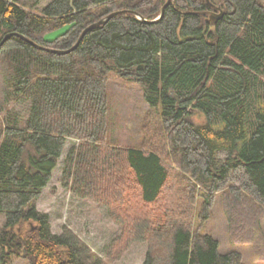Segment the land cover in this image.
I'll return each mask as SVG.
<instances>
[{"label":"trees","instance_id":"obj_1","mask_svg":"<svg viewBox=\"0 0 264 264\" xmlns=\"http://www.w3.org/2000/svg\"><path fill=\"white\" fill-rule=\"evenodd\" d=\"M43 1L0 0L7 97L25 106L0 112V264H107L69 226L53 232L36 205L68 138L79 142L65 185L106 202L125 243L147 241L144 264H246L203 225L225 189L230 208L243 192L264 208V0H172L156 22L118 13L64 54L51 49L112 12L153 20L167 0ZM113 73L142 87L143 130L164 139L167 160L152 145H108ZM259 240L249 239L264 261Z\"/></svg>","mask_w":264,"mask_h":264},{"label":"rangeland","instance_id":"obj_2","mask_svg":"<svg viewBox=\"0 0 264 264\" xmlns=\"http://www.w3.org/2000/svg\"><path fill=\"white\" fill-rule=\"evenodd\" d=\"M47 1L49 0H44L42 5ZM65 29L62 27L50 32L48 38L56 37ZM108 92L110 103L108 145L139 147L152 145L163 151L164 158L167 160L170 153L161 143L164 139H157L150 131L143 130L142 118L146 114L148 104L143 97L140 84L113 73ZM7 93L4 61L0 56V112L4 116L8 109L17 108L24 111L25 106L20 102L10 101ZM78 142L76 138H68L50 183L36 201L38 209L49 214L53 232L61 233L64 226H69L93 252L105 259L107 264H144L149 248L148 242L135 239L128 244L125 243L124 226L112 216L106 202L82 196L77 190L65 185L63 171L66 156L70 147ZM114 179L117 183L116 176ZM108 185L110 189H113L112 182ZM242 196L244 201L230 208L227 202L232 201V197L228 189L218 193L211 218L203 225V231L212 233L220 240L222 251L239 250L246 264H264V261L256 258L258 249L249 241L252 239L261 244L259 239H264V208L250 193L243 192ZM250 204L255 209L251 216L245 211ZM231 205L234 204L231 203ZM255 217L259 219V228L253 226ZM3 223L4 217L0 215V228ZM232 224H234L235 232L237 228L234 234L231 231ZM33 226L28 223L25 229ZM7 264H29V261L23 256L16 255L12 256Z\"/></svg>","mask_w":264,"mask_h":264},{"label":"water","instance_id":"obj_3","mask_svg":"<svg viewBox=\"0 0 264 264\" xmlns=\"http://www.w3.org/2000/svg\"><path fill=\"white\" fill-rule=\"evenodd\" d=\"M171 1H172V0H167V1H166V3H165V4L163 5V7H162L161 14H160L157 18H155V19H153V20H149V19L144 18L140 13H138V12H136V11H134V10H126V9H124V10H118V11L112 12V13L109 14L106 18H103V19H101L100 21H98V22H96V23H93V24L90 25L88 28H86V29L83 31V33L81 34L79 40H78V41L75 43V45L72 46L71 48H69V49H67V50H59V49H51V50H53V51H55V52H57V53H61V54L68 53V52L74 50V49L77 47V45H78L79 42L81 41L82 37L84 36V34L86 33V31H87L89 28H91V27H93V26H95V25H97V24H100V23L106 21L107 19L111 18L112 16H114V15H116V14H118V13H123V12L132 11L133 13L137 14V16H138L140 19H142L143 21H145V22H156V21H158L159 19H161V17L163 16V14H164V12H165L166 7L170 4ZM221 16H222V12H221L219 15H217V16H214V15L211 16V19H212L213 21H216L217 18H219V17H221ZM7 37H8V36H6V37L2 40V42L0 43V45H2V43L5 41V39H6ZM31 42H32L33 44L37 45L35 42H33V41H31ZM37 46H39V45H37Z\"/></svg>","mask_w":264,"mask_h":264}]
</instances>
